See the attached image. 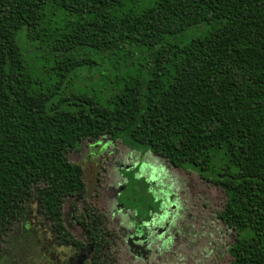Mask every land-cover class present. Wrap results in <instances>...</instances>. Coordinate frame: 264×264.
<instances>
[{
	"label": "trees",
	"instance_id": "obj_1",
	"mask_svg": "<svg viewBox=\"0 0 264 264\" xmlns=\"http://www.w3.org/2000/svg\"><path fill=\"white\" fill-rule=\"evenodd\" d=\"M104 137L224 190L232 264H264V0H0V264L118 263L69 160Z\"/></svg>",
	"mask_w": 264,
	"mask_h": 264
},
{
	"label": "rangeland",
	"instance_id": "obj_2",
	"mask_svg": "<svg viewBox=\"0 0 264 264\" xmlns=\"http://www.w3.org/2000/svg\"><path fill=\"white\" fill-rule=\"evenodd\" d=\"M69 160L82 166L91 205L106 216L107 225L117 233L113 246L117 264H232L229 250L236 233L219 217L225 209L226 193L205 182L192 168H175L151 151L134 149L126 139L110 137L84 141L69 152ZM118 205L123 214L119 215ZM64 211L70 232L87 245L85 230L77 222L82 202L68 200ZM131 217L150 224L154 221L149 241L136 244L144 247L145 254L132 249L127 235L120 234L119 224L131 232L124 222ZM32 219L30 229H41V218ZM44 230L53 238L47 224ZM24 233L31 240V234ZM33 234L38 237L35 231ZM73 256L71 250H63L58 257L54 254L37 264L61 263Z\"/></svg>",
	"mask_w": 264,
	"mask_h": 264
},
{
	"label": "flooded vegetation",
	"instance_id": "obj_3",
	"mask_svg": "<svg viewBox=\"0 0 264 264\" xmlns=\"http://www.w3.org/2000/svg\"><path fill=\"white\" fill-rule=\"evenodd\" d=\"M123 208H121L119 205H118V213L119 215L120 214H123ZM124 222H126L128 224V227L130 228V231L131 232H127L126 228L123 227L122 224H119V228H120V231L122 233H120L122 236H126L127 235V242L129 244V246L134 249L135 251H138V252H141V250H136V247H137V242L139 241H142V242H147L149 241L148 239L150 238V229H151V225H153V222L152 224H150L149 222H146L144 221L143 219H140V218H132L131 219H125ZM150 224V225H149ZM144 233V234H143ZM143 238V239H142ZM130 240L132 241V244L130 242ZM74 260V259H73ZM71 260V264H75L74 261ZM79 260V259H78ZM78 262V261H77Z\"/></svg>",
	"mask_w": 264,
	"mask_h": 264
},
{
	"label": "water",
	"instance_id": "obj_4",
	"mask_svg": "<svg viewBox=\"0 0 264 264\" xmlns=\"http://www.w3.org/2000/svg\"><path fill=\"white\" fill-rule=\"evenodd\" d=\"M143 234H144V233H143ZM142 239H143V238H142ZM130 242H131V244H132V241H131V240H130ZM136 250H141V252H142L143 254L146 253L144 247H143V248L136 247ZM86 259H87V254H82V255H81V258H79V260H78V264H84V262L86 261Z\"/></svg>",
	"mask_w": 264,
	"mask_h": 264
}]
</instances>
